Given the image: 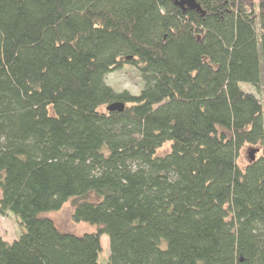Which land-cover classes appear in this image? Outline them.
I'll return each instance as SVG.
<instances>
[{
    "label": "trees",
    "instance_id": "16d2710c",
    "mask_svg": "<svg viewBox=\"0 0 264 264\" xmlns=\"http://www.w3.org/2000/svg\"><path fill=\"white\" fill-rule=\"evenodd\" d=\"M195 2L0 0V264H264V0Z\"/></svg>",
    "mask_w": 264,
    "mask_h": 264
},
{
    "label": "rangeland",
    "instance_id": "374dc122",
    "mask_svg": "<svg viewBox=\"0 0 264 264\" xmlns=\"http://www.w3.org/2000/svg\"><path fill=\"white\" fill-rule=\"evenodd\" d=\"M106 83L116 92L127 91L132 95H137L142 88V80L138 75L136 69L132 66L126 65L120 71L109 74L106 77ZM243 89L248 92L253 90L248 86H243ZM228 124V123H226ZM169 151V145H165L160 151L159 155L163 156ZM254 151V160L264 157V150L261 146L246 145L240 153L238 160L240 168H245L250 163L248 158L249 152ZM1 197V192H0ZM73 203L68 201L63 205L60 211L56 213L47 214L59 231L63 233L72 234L74 236H82L95 231V228L85 224H76L72 221ZM17 218L9 214L8 217L0 216V238L7 242L16 240L21 235L20 226ZM109 256V239L106 236L101 238V253L99 255V264H105Z\"/></svg>",
    "mask_w": 264,
    "mask_h": 264
},
{
    "label": "water",
    "instance_id": "95a60500",
    "mask_svg": "<svg viewBox=\"0 0 264 264\" xmlns=\"http://www.w3.org/2000/svg\"><path fill=\"white\" fill-rule=\"evenodd\" d=\"M174 5L182 10H195L197 12H200L199 6L196 4L195 0H172ZM110 112H121L123 111V105L122 104H112L107 108ZM254 151L249 152L248 158L250 162L254 161Z\"/></svg>",
    "mask_w": 264,
    "mask_h": 264
}]
</instances>
